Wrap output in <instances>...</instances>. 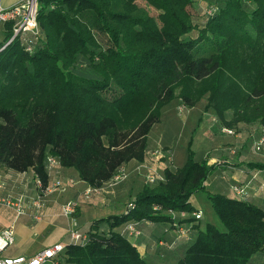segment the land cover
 <instances>
[{
  "label": "trees",
  "instance_id": "16d2710c",
  "mask_svg": "<svg viewBox=\"0 0 264 264\" xmlns=\"http://www.w3.org/2000/svg\"><path fill=\"white\" fill-rule=\"evenodd\" d=\"M137 1L37 0L31 53L18 40L0 51V169L32 170L45 188L51 156L99 189L123 165L144 161L148 135L174 99L194 107L207 96L205 111L228 129L264 126V0H142L157 19ZM11 35L8 23L0 47ZM201 41L211 53L194 57ZM248 167L264 170V163ZM215 169L196 159L189 141L183 166L144 185L133 208L95 220L86 232L75 210L86 242L64 240L59 264H148L116 230L150 222L176 233L177 215L196 220L194 194L205 196L221 228L207 223L176 264H248L264 252V210L208 192Z\"/></svg>",
  "mask_w": 264,
  "mask_h": 264
},
{
  "label": "crops",
  "instance_id": "0c3cea01",
  "mask_svg": "<svg viewBox=\"0 0 264 264\" xmlns=\"http://www.w3.org/2000/svg\"><path fill=\"white\" fill-rule=\"evenodd\" d=\"M21 1L23 0H0V4L2 7L8 8ZM200 3L202 2L200 1ZM203 7L204 5L201 8L203 9ZM192 12L193 21L200 24L203 21L201 10L195 9ZM207 115L205 117L201 116V113L196 114L197 120H200L199 124H187L186 126L183 124L154 125L147 138L144 161L142 163L131 161L123 165L122 167L128 172V178L125 181L113 188H108L105 184L100 191L91 194L88 199L85 198L84 192L91 187L80 180L78 172L72 168L56 167L48 179V184H52L56 179L62 180L64 190H56L45 196V207L42 210L43 219L34 222L30 216L31 212L28 210L26 215L17 220L18 226L21 225L19 232L24 237L27 231L31 233L30 230H38L47 235L51 233L56 235L52 243L36 247L34 254L54 243H63L62 240H67L70 222L67 218H63L61 213L65 204L71 202L76 205V217L82 232L89 230L90 225L95 220L122 214L127 202L134 200L135 195L144 187L145 170L143 168L158 169L162 177L166 168L174 170L181 168L186 160V148L189 141H191V150L195 153L196 159H207L209 165H217V169L205 182L208 192L245 201L264 210V170L248 167V164L264 163V159L259 158V156L254 158L252 144H249L258 136L260 124H237L232 129H228L222 124H208L209 113ZM227 115L226 119L229 120L231 114L230 116ZM190 116L194 117L193 113ZM213 119H215L214 116ZM189 126L191 127L190 133L185 136ZM221 128L230 130L232 135L219 134L222 133ZM215 133H218V136ZM156 152L170 155L171 165L165 158L157 157ZM153 155L156 157L154 158ZM218 156L222 157L223 160H217ZM34 178L32 170L17 173L0 169V182L5 184L1 194L21 192L28 196H34L35 192L31 189V182ZM238 186L246 188L247 195L244 198L234 193L233 188ZM194 197L195 201L204 208L203 210L196 209V213L200 211L202 217L195 221H187L190 219L187 216L177 215L175 217V221L180 222L182 227L190 225L193 227L186 238L177 236L169 224H152L150 222H142L135 226V233H124L125 228H118L116 231L124 234L148 264H176L195 241L198 231L204 230L207 223L215 225L212 220L214 214L205 196L194 194L190 198V204L195 207L197 205L193 203ZM1 208L0 213L5 215L7 222L0 227V232L14 219V214L11 213L12 215L9 214L10 216H8L7 212ZM204 211L207 212L210 219L206 223L203 221ZM18 226L16 231H18ZM8 250L5 252L7 256H26L15 254L13 251L10 254ZM248 264H264V252L253 255Z\"/></svg>",
  "mask_w": 264,
  "mask_h": 264
},
{
  "label": "built area",
  "instance_id": "2783aa9c",
  "mask_svg": "<svg viewBox=\"0 0 264 264\" xmlns=\"http://www.w3.org/2000/svg\"><path fill=\"white\" fill-rule=\"evenodd\" d=\"M37 0H23L18 4L11 7L4 8L0 4V44L3 42L2 31L4 26L8 23L11 24L12 35L0 47V51L3 50L8 44L14 40H18L21 46L26 52L31 53L33 44L39 37V29L37 25ZM184 109H182L183 111ZM222 132L232 135V132L228 129L222 128ZM253 151L259 153L264 149V126L260 127L259 134L253 141ZM161 158H165L168 163L171 164V156L163 155L159 153ZM59 166L56 158L48 156L46 161V170L48 176L50 177L54 169ZM144 185L153 186L159 181L163 180V177L155 174L153 171H148L145 174ZM128 177V173L125 168L121 167L112 177V179L106 183L108 188H113L125 181ZM34 182V196H28L27 194H12L7 195L1 194L5 188V184L0 182V207L10 209L14 214L13 221L0 232V264H59L57 260L65 249V244L58 242L54 243L48 247H45L32 256H7L5 252L14 244L16 222L18 218L27 214L30 210V216L34 222H38L42 217V210L45 207V196L53 193L56 190L63 191L64 186L62 181L56 180L52 184H48L45 188H42L39 180L35 179ZM70 183L72 181L70 180ZM99 189H89L84 192L86 199L90 197L91 194L97 193ZM234 193L244 198L247 195L246 188L238 186L233 188ZM134 204L129 202L127 208H133ZM76 205L68 202L62 207L61 213L70 222V227L67 231L69 243H80L82 245L86 242V236L82 235L77 227L76 220L72 217L75 212ZM193 217L198 220L202 217V213L199 211L193 214ZM135 233V225H127L124 229V233ZM177 235L179 237H187L188 229L184 227H179L177 229Z\"/></svg>",
  "mask_w": 264,
  "mask_h": 264
},
{
  "label": "rangeland",
  "instance_id": "374dc122",
  "mask_svg": "<svg viewBox=\"0 0 264 264\" xmlns=\"http://www.w3.org/2000/svg\"><path fill=\"white\" fill-rule=\"evenodd\" d=\"M137 5L140 8L144 9L149 14V16H151L154 19H157L158 13L154 9L147 7L142 0H138ZM202 5H203L202 3H199L198 7L201 8ZM192 14H193V12H192ZM194 16H195V13H194ZM95 35H96V38L98 39V41L100 42V44L102 45V47H105L106 42H107L106 39L98 33H95ZM209 49H210V47L207 46L205 42L201 41L199 43V45L196 47L197 51L196 52L194 51L195 52L194 57L208 56L211 53V51ZM206 104H207V96H204L194 107H187L180 100L174 99V101H172V103H170L167 107H165L162 110L161 115H160V121L158 124H183L184 126H186L187 124H199L200 120H197L196 114H200V113H201V116H205V117H207L208 116L207 113H209V118H208V122H207L208 124H221L216 117H214L215 119H213L214 115L211 113L210 110L208 112L205 111ZM182 109H184V110L182 111ZM191 109H192V111H190ZM191 112L193 113L194 117L190 116L192 114ZM226 115L230 116V113L227 112ZM251 124H257V123H251ZM190 129H191V127L189 126V128L185 132V136L189 135ZM221 131H222V128H221ZM219 134L223 135L226 133L222 132ZM215 135L218 136V133H215ZM182 136L184 137V135H182ZM249 144H252V146H253V141H250ZM159 153H161V152H156V156L161 158V155ZM252 154H253L254 158L259 156V158L264 159V149H262V151L259 153H255L253 151ZM156 156L153 155L154 158ZM217 160H223V159H222V157L218 156ZM171 162H172V160H171ZM143 169L145 170V174L148 171H153V172H155V174L162 176L159 173L158 169L149 168V167H147V169L146 168H143ZM145 174H144V178L146 176ZM33 180L31 182V189L32 190H34ZM56 180H59V179H56ZM59 181H62V180H59ZM16 194H21V192H16ZM199 195L201 196V194H199ZM129 202L130 201H128L127 204ZM193 203L197 205V206H195L196 208L193 206V208L195 210L196 209H202V210L204 209L201 204H199L198 202L195 201V197L193 199ZM1 209L4 210L5 212H7L8 216H10L9 214H11V213L13 214V212L10 209L4 208V207H2ZM62 217L65 218L63 215H62ZM42 219H43V217H41V220ZM212 220H213V223H215L216 227L221 228V225H220V223H219V221L215 215H212ZM203 221L205 223L207 221H210L209 215L205 211H204V220ZM6 222H7V219H6L5 215L0 213V227H2ZM17 226H18V222L16 224V227ZM20 228H21V225L18 226V231H16V234H15L14 244L9 248L8 253L13 251L15 254H21V255H26V256L33 255L36 247H38V246L41 247V246H44L48 243H52L53 239L56 236L54 233L47 235V234H43L41 231H38V230L28 229L31 231V233L29 231H27V233L24 237V235L21 232H19ZM33 233H35V234H33ZM29 234H30V236H29ZM62 241H64V240H62Z\"/></svg>",
  "mask_w": 264,
  "mask_h": 264
}]
</instances>
